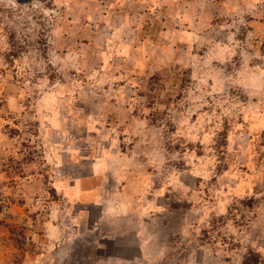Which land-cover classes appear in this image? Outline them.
Here are the masks:
<instances>
[{"label": "rangeland", "instance_id": "1", "mask_svg": "<svg viewBox=\"0 0 264 264\" xmlns=\"http://www.w3.org/2000/svg\"><path fill=\"white\" fill-rule=\"evenodd\" d=\"M91 168L138 264H264V0H0V264H102L53 187Z\"/></svg>", "mask_w": 264, "mask_h": 264}, {"label": "crops", "instance_id": "2", "mask_svg": "<svg viewBox=\"0 0 264 264\" xmlns=\"http://www.w3.org/2000/svg\"><path fill=\"white\" fill-rule=\"evenodd\" d=\"M102 175L91 168L86 175L54 181L53 187L64 204L59 210L70 225L61 242H76L84 249L92 247L102 264L144 262L143 249L148 246L145 241L151 242L150 217L134 205L128 191H120L115 181L110 180L104 187ZM146 252L154 257L152 249Z\"/></svg>", "mask_w": 264, "mask_h": 264}]
</instances>
